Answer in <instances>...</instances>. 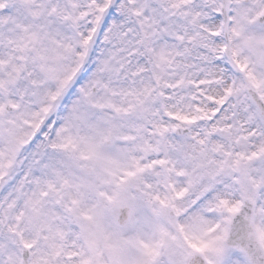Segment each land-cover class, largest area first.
<instances>
[{
  "label": "snow or ice",
  "instance_id": "1",
  "mask_svg": "<svg viewBox=\"0 0 264 264\" xmlns=\"http://www.w3.org/2000/svg\"><path fill=\"white\" fill-rule=\"evenodd\" d=\"M0 264H264V0H0Z\"/></svg>",
  "mask_w": 264,
  "mask_h": 264
}]
</instances>
